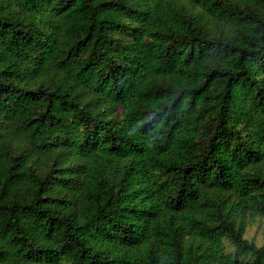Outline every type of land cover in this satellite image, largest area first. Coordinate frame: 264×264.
<instances>
[{"label":"trees","instance_id":"16d2710c","mask_svg":"<svg viewBox=\"0 0 264 264\" xmlns=\"http://www.w3.org/2000/svg\"><path fill=\"white\" fill-rule=\"evenodd\" d=\"M254 223L264 0H0V264H264Z\"/></svg>","mask_w":264,"mask_h":264},{"label":"rangeland","instance_id":"374dc122","mask_svg":"<svg viewBox=\"0 0 264 264\" xmlns=\"http://www.w3.org/2000/svg\"><path fill=\"white\" fill-rule=\"evenodd\" d=\"M246 236L256 241L258 244H264V228L260 223L251 225L246 232ZM228 248L232 249L233 247L228 243Z\"/></svg>","mask_w":264,"mask_h":264}]
</instances>
